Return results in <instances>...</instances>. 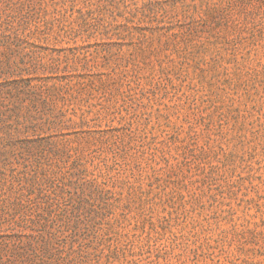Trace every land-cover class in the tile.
<instances>
[{
    "label": "rangeland",
    "instance_id": "374dc122",
    "mask_svg": "<svg viewBox=\"0 0 264 264\" xmlns=\"http://www.w3.org/2000/svg\"><path fill=\"white\" fill-rule=\"evenodd\" d=\"M0 67V264H264V0H0Z\"/></svg>",
    "mask_w": 264,
    "mask_h": 264
},
{
    "label": "trees",
    "instance_id": "16d2710c",
    "mask_svg": "<svg viewBox=\"0 0 264 264\" xmlns=\"http://www.w3.org/2000/svg\"><path fill=\"white\" fill-rule=\"evenodd\" d=\"M3 71H4V69L0 67V73ZM63 78L64 77H62V79ZM31 86L32 85H30L29 87H31ZM12 139L13 138L9 137V134L7 132L3 131L2 127H0V156L4 155L7 152L9 145H11Z\"/></svg>",
    "mask_w": 264,
    "mask_h": 264
}]
</instances>
